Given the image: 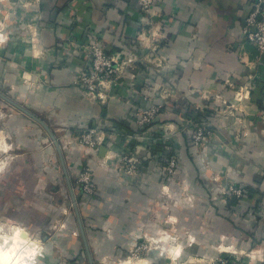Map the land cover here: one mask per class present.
I'll return each mask as SVG.
<instances>
[{"label": "crops", "instance_id": "crops-1", "mask_svg": "<svg viewBox=\"0 0 264 264\" xmlns=\"http://www.w3.org/2000/svg\"><path fill=\"white\" fill-rule=\"evenodd\" d=\"M253 1L154 0L156 49L150 39L147 48L136 39L142 16L136 0H41L38 16L25 20L31 29L23 24L18 31L4 20L2 72L26 95L22 105L43 114L65 169L38 122L0 108V138L9 146L0 147V215L11 211L17 223L23 213V225L49 228L72 205L70 184L93 264H264V54L243 33ZM67 33L95 39L108 53L143 55L147 66L128 70L113 98L101 103L75 81L81 60L66 50ZM160 56L165 61L157 66ZM156 83V99L165 104L141 142L131 107L148 104L144 95ZM199 112L213 119L216 133L196 149L187 128ZM89 127L107 128L115 153L139 145L138 172L124 175L113 157L100 166L71 146ZM168 152L178 160L170 180L158 170ZM86 162L94 166V194L76 182ZM230 183L244 188L235 204L224 193ZM71 208L68 232L46 243L59 245L45 252L49 264H90ZM140 244L148 248L132 253Z\"/></svg>", "mask_w": 264, "mask_h": 264}, {"label": "built area", "instance_id": "built-area-1", "mask_svg": "<svg viewBox=\"0 0 264 264\" xmlns=\"http://www.w3.org/2000/svg\"><path fill=\"white\" fill-rule=\"evenodd\" d=\"M32 14L37 17L40 11L41 0H31ZM137 9L142 13L139 20L140 32L136 35V39L139 45L143 48H147L148 45L144 44L145 39L151 41V48L156 49L158 44L155 42V37H159V34L154 32L156 25L152 20L155 11L153 9L154 0H136ZM149 27V28H148ZM90 28L86 30V36ZM243 33L247 40H249L255 47L258 56L264 54V0H254L251 5V9L245 17V24L243 27ZM150 34V36H149ZM63 44L66 50L75 53L81 60L80 66L76 69L75 81L92 99L98 100L101 103H107L113 98V89L122 85L121 79L128 70L138 68L141 65L147 66L143 55L138 53H108L100 42L95 39L78 41L73 34H65L63 36ZM165 58L160 56V59L156 62V65L163 63ZM160 85L154 84L152 86L151 95L146 93L144 100L145 106L132 105L131 112L134 114L137 132L135 137L142 142L149 138L148 126L155 123L160 111L164 107V100L156 99L159 96ZM149 94V95H147ZM158 94V95H157ZM202 109V108H201ZM197 107L196 110H200ZM205 113L199 112L198 118L189 119V126L187 128L188 137L191 141L192 147L198 149L203 148L206 145L207 140L211 139L216 130L213 125V119L204 115ZM162 133V132H161ZM159 133L160 135H162ZM114 135H110L107 128L103 127H89L86 128L70 139V145L74 148L84 149L91 157L97 159V163L100 166H109L112 157L115 159V163L124 175H134L138 172L141 164L140 146L126 148L119 152H114L113 145L115 144ZM104 145L106 151L104 155L99 154V148ZM107 156V153H110ZM158 170L162 177L166 180H170L175 176L177 171V155L172 152H168L158 159ZM77 185L83 193L94 194L96 191V183L94 181V166L86 162L79 170L77 179ZM224 193H230L235 196H243L244 188L242 185H235L230 183L227 185ZM148 248L147 245L135 246L132 253L137 254L139 250ZM111 264H121L120 261Z\"/></svg>", "mask_w": 264, "mask_h": 264}, {"label": "rangeland", "instance_id": "rangeland-1", "mask_svg": "<svg viewBox=\"0 0 264 264\" xmlns=\"http://www.w3.org/2000/svg\"><path fill=\"white\" fill-rule=\"evenodd\" d=\"M32 3L33 2L31 0H0V33L4 34V32L8 31L7 29H9V25H7V24L5 25V21H4L8 18H11V21L18 26V31H20L19 27L24 28V25H26V26H28V28H30L31 25H29V24L27 25L25 20L30 18L32 15V9H30ZM22 21H23V23H22ZM17 33H19V32H17ZM1 40H2V38L0 39V42H1ZM1 51L2 50H0V53H2ZM3 69H4V66L0 67V91L6 93L8 96L13 98L17 102H19L21 104H25L26 103L25 100L27 98L26 95L22 94V92L20 90L15 91L14 86L11 85L10 81H9L12 79L11 74L9 73V74H6V76H5V74L2 72ZM20 78H21V76H20ZM25 79L26 78L24 77L23 82H25ZM25 83H27V82H25ZM2 107L3 108L7 107L8 109L16 111L15 107H13L12 105H10L6 101H4L2 98H0V108H2ZM35 114L37 115V113H35ZM37 116H39L40 118H42L46 122L45 118H43V114L42 115L40 114ZM44 133H45V131H44ZM1 155H3V154H1ZM177 162H178V160H177ZM71 207H73V206L70 205L68 210L62 211L63 216H60L59 218H57L52 224L50 223L49 228H45L43 230H38V231H34L32 229L33 227H31V226L23 225L24 224L23 219H26L25 215L23 213H22V215L19 216L20 219H17V220H20V222L16 221L17 223H15L16 218L14 217V215L12 213H9L11 211L7 212V214H6V212H3L4 216L0 215V240H2L4 235L10 234L8 236H11L12 235L11 233H13L16 228H19L23 232L26 233L27 240H28V241L26 240L25 242H22L21 247L24 245H28V243L30 242L29 245L30 244H32V245L36 244L35 246H37L40 249L39 254L34 257L32 264H49L50 262H48V259L46 258L45 252L48 250V247H50L52 250H56V249H58L59 245L57 247V245L52 243L51 244L52 246H46V243H48V238L50 239V237L55 232H59V231H61L63 233L68 232V225H67V220H68L67 218L68 217L67 216L72 212ZM4 229H6V230H4ZM8 229L10 231H8ZM5 231H7L8 233ZM115 262L116 261L108 260L104 264H111V263H115Z\"/></svg>", "mask_w": 264, "mask_h": 264}, {"label": "water", "instance_id": "water-1", "mask_svg": "<svg viewBox=\"0 0 264 264\" xmlns=\"http://www.w3.org/2000/svg\"><path fill=\"white\" fill-rule=\"evenodd\" d=\"M0 98H2L4 101H6L10 105H12L16 109H18L19 111H21L24 114H26L30 118L34 119L36 122H38L47 131V133L49 134L50 138L52 139V141L54 143V146H55L56 150L58 151L59 157H60V159L62 161V164H63V167H64V161H63L62 150H61L60 144L57 141L55 135L53 134V132L50 129V127L48 126V124L42 118H40L34 112H32L30 109H28L27 107H25L21 103L17 102L16 100H14L13 98H11L10 96H8L6 93H4L2 91H0ZM105 151H106V146L102 145L99 148V154L102 156V155L105 154ZM64 169H65V167H64ZM68 184H69V182H68ZM69 190H70V194H71L72 206H73V208L75 210V213L77 215V219H78V222H79V225H80L83 241H84V244H85V247H86V250H87L89 262H90V264H93V261H92V259L90 257V253L88 251V245H87L86 237L84 235V231L82 230V225H81V221H80V216H79V212H78L76 199H75V196H74V193L72 191V188H71L70 184H69Z\"/></svg>", "mask_w": 264, "mask_h": 264}, {"label": "clouds", "instance_id": "clouds-1", "mask_svg": "<svg viewBox=\"0 0 264 264\" xmlns=\"http://www.w3.org/2000/svg\"><path fill=\"white\" fill-rule=\"evenodd\" d=\"M0 147L3 150H7L9 146L3 145V139L0 138ZM20 230H16V233L13 237L15 240V236L19 234ZM7 243V240H5ZM16 244L14 243L12 248H9L5 251H0V264H32L34 257L39 254L40 249L33 245L31 249L25 250L21 255L17 256L15 252ZM15 256V259H13Z\"/></svg>", "mask_w": 264, "mask_h": 264}, {"label": "bare ground", "instance_id": "bare-ground-1", "mask_svg": "<svg viewBox=\"0 0 264 264\" xmlns=\"http://www.w3.org/2000/svg\"><path fill=\"white\" fill-rule=\"evenodd\" d=\"M7 227V226H6ZM10 229V228H9ZM8 229V231H10ZM6 230V229H4ZM16 230H20L19 231V234L15 236V240L13 239L15 233H16ZM7 232V231H5ZM8 233V232H7ZM12 235L11 236H8L10 234H7V235H4L2 240H0V251H5L9 248H12L13 244L15 243L16 244V248H15V252H16V255L19 256L21 255L25 250H29L31 249V247L33 246L32 244L29 245H24L21 247V243L22 242H25L27 240V235L25 232H23L21 229L19 228H16L14 230L13 233H11ZM5 240H7V243H5ZM28 241V240H27ZM24 244V243H23ZM36 245V244H35ZM13 259H15V256H13Z\"/></svg>", "mask_w": 264, "mask_h": 264}, {"label": "trees", "instance_id": "trees-1", "mask_svg": "<svg viewBox=\"0 0 264 264\" xmlns=\"http://www.w3.org/2000/svg\"><path fill=\"white\" fill-rule=\"evenodd\" d=\"M237 197H235V195L231 196L229 201L232 203V204H235L237 202Z\"/></svg>", "mask_w": 264, "mask_h": 264}]
</instances>
